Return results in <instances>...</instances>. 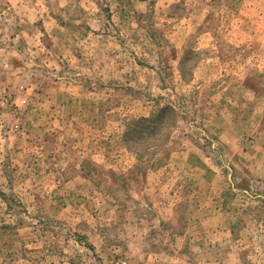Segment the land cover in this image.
Listing matches in <instances>:
<instances>
[{"label": "rangeland", "instance_id": "rangeland-1", "mask_svg": "<svg viewBox=\"0 0 264 264\" xmlns=\"http://www.w3.org/2000/svg\"><path fill=\"white\" fill-rule=\"evenodd\" d=\"M0 264H264V0H0Z\"/></svg>", "mask_w": 264, "mask_h": 264}]
</instances>
